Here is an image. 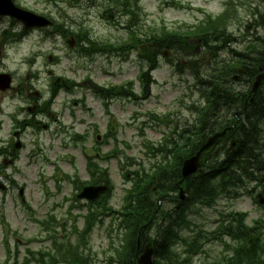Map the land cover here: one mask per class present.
Here are the masks:
<instances>
[{
	"label": "rangeland",
	"instance_id": "rangeland-1",
	"mask_svg": "<svg viewBox=\"0 0 264 264\" xmlns=\"http://www.w3.org/2000/svg\"><path fill=\"white\" fill-rule=\"evenodd\" d=\"M176 1L180 5L174 8L171 6L172 0H140V27L146 35L163 27L173 30L185 25L192 28L204 19L206 13L221 15L229 2ZM15 2L27 11L51 17L50 20L70 33L87 34L97 44L107 46L108 52H94L91 56L81 54L77 44L74 48L68 47L71 35L65 38L54 30H47L50 32L48 35L45 31L31 32L18 37L17 42L16 36L23 31L22 26L9 19L0 20V73H9L14 78V90L0 92V148L7 147L9 131L14 127L10 115H18L17 107L25 111L21 121L30 118L35 111H45L36 118L41 123L39 132L33 129L22 132V141L27 146L26 150L19 151V161L15 164L8 161L9 165L3 167V160H0L1 183L6 185L12 180L17 185H25L27 199L23 204L18 189H9L6 194L0 191V264H4L8 257L7 244L14 252L16 249L19 251L21 261L28 250H51L50 241L42 233L39 222L46 221L52 214L61 222L62 227L56 226L58 232L54 234V238L58 237L60 242L72 238L74 225L77 224L79 230L83 228L82 219L77 218L84 211L71 210L74 204V186L71 184L73 181H91L86 151L99 154L100 158L95 159V164L99 170L102 169V177H106L113 187L107 197L108 202L114 211L121 210L125 191L133 186L132 174L150 173L152 166L160 160L149 157L144 143L158 145L168 130L150 115L163 119L173 114L169 119L183 125L186 121L194 120V116L185 111L186 107L199 101L192 77L194 68L189 59L172 51L167 57L163 54L159 56L158 69L150 75V94L142 100L139 78L142 71L148 68L141 57L143 52L140 48L119 50L128 41L126 18L118 15L105 18L101 7H90L85 0H80V6H73L69 0ZM236 3L238 6L230 22L229 35L233 41L232 47L241 49L245 45H239L237 39L246 37L245 28L248 24H254L250 9L258 7L260 12H264V0H236ZM241 3L244 5L240 6ZM254 27L250 26V29L257 31L256 38H263L264 30ZM83 45L88 46L86 43ZM201 51L202 48H196L194 52ZM218 56L229 59L226 50ZM206 57L210 59V55ZM176 67L182 73H177ZM56 80L70 84L67 90L59 92L56 99L50 100L51 88ZM71 83L78 86L74 87ZM94 84L104 89L125 86L131 90L129 94H135L141 100L115 99L107 107L95 95ZM243 87V84L235 86L238 89ZM17 91H22L18 97L15 94ZM30 98L32 101L28 105L25 101ZM29 109H32L31 113ZM44 126L47 128L43 129ZM75 136H80L82 140L76 142ZM97 136L102 138L99 144ZM115 148L118 153H114ZM31 153H36L34 161L29 159ZM107 155H111L110 158H106ZM59 184L61 191L57 186ZM174 206L171 200L162 204L164 212L172 210ZM215 207H193L188 221L211 233L216 228L218 214L230 208L237 214H246L247 225L262 234L264 242V222L256 226L259 221H264V211L257 207L251 197L244 195L234 204L222 198ZM110 229L111 219L106 218L104 225H98L90 234L88 242L96 264H104L110 256L107 251L111 243L118 245L121 241L119 232ZM183 235L187 238L192 236L188 230ZM178 251H182L180 246ZM204 251L206 254L199 255L194 264L217 262L227 255L219 243L206 244ZM14 258L15 253L12 264Z\"/></svg>",
	"mask_w": 264,
	"mask_h": 264
},
{
	"label": "trees",
	"instance_id": "trees-1",
	"mask_svg": "<svg viewBox=\"0 0 264 264\" xmlns=\"http://www.w3.org/2000/svg\"><path fill=\"white\" fill-rule=\"evenodd\" d=\"M87 1L93 6L101 4L107 14H115L128 20L126 30L129 32V40L125 44L126 47L120 46L119 50L124 51L128 47L140 48L143 52L142 57L146 59L148 67H150L149 72L156 66L157 58L164 50L176 52L189 59L191 67L195 70L196 80L200 85L199 90L207 100L206 106L208 108L206 110L216 112L219 108L218 104L209 98L210 93L208 91L214 92L233 87L231 77L239 67L235 60L242 61L247 57H252L256 75H258L257 67L264 63V54L260 51L261 49L258 50L260 42L264 47V38L253 40L246 47L247 55L227 49V44H231L227 27L228 22L233 17L228 11L218 16L206 14L204 19L193 25L192 28L185 25L173 30L163 27L152 30L150 35H146L143 28L140 27L142 18L140 0ZM171 6H178L177 1L172 0ZM253 19L256 22V27L264 29V13L260 12L258 8L253 13ZM249 27L250 25L246 31L249 30ZM80 41L87 42L93 49L96 47L97 50H106V47L91 42L87 35L84 39L80 38ZM196 47L202 48L201 55L192 54ZM225 49L230 51L232 56L234 54L236 59L233 58L230 62L221 61L218 54ZM82 50L88 51L85 48ZM206 55H210V59ZM202 60H206L207 63ZM252 78V74L248 73L241 82L251 83ZM262 87H264V82ZM110 94L111 92L107 93V95ZM236 112L241 121L238 124L246 123V127L239 134L232 132L236 136L237 146L228 157L230 160H216L209 170H206L203 165L200 173L189 177L187 183L183 185H181L182 177L180 174L183 158L180 157L188 156L191 153V148H198L200 142L207 139L211 133L221 130L219 125L222 122L214 120V123H204L201 119L192 127L186 126L181 131L179 140H169L166 144L152 149L153 154L160 156L162 162L158 163L150 174L147 172L136 174L134 189L127 193L123 209L117 219L120 220L119 228L125 231L123 244L114 249L115 255H112L106 264H137L139 254L137 241L139 239L143 246L151 244L154 248L155 264H189L190 256L198 252V243L204 240L202 232L194 228V236L187 239L182 236L183 230H191V224L187 220L190 208L197 204L212 205L214 199L221 192L224 193L232 186H242V174L240 172H245L247 178L253 179L254 174L249 170L251 168L258 169L263 160L264 144L261 143L260 128L264 126V94L255 97L253 103H247V106L237 108ZM193 130L195 131L193 132ZM245 164L249 166L244 168ZM179 186L187 187V192L190 194L189 206L182 208L181 212L176 209L171 212H164L161 203L176 192ZM163 219H165L164 223L162 222ZM97 223V214L88 217L84 233H77L80 244L57 247L50 263L47 259L50 255L42 256V258L32 255L29 260H36L38 264H93L91 255L82 250L81 246L86 247L88 242H84V238L86 235H90ZM228 228L231 236L235 238L238 236L237 238L241 237L246 240L245 248L241 252L239 251L238 256L231 259L228 264H264V247L262 246L264 242L259 237H253L252 232L254 231L245 224L244 218L236 221V224L231 221ZM181 243L186 246L185 256L188 255L187 257L182 258V254L178 253V246Z\"/></svg>",
	"mask_w": 264,
	"mask_h": 264
},
{
	"label": "bare ground",
	"instance_id": "bare-ground-1",
	"mask_svg": "<svg viewBox=\"0 0 264 264\" xmlns=\"http://www.w3.org/2000/svg\"><path fill=\"white\" fill-rule=\"evenodd\" d=\"M243 69L247 73H251L253 77H256V73L253 69V63L247 65ZM256 70L257 74L263 73L264 63L258 66ZM250 84L251 83L246 84L245 87L241 89L229 87L227 89H221L218 91L211 92L209 98L211 99V101L216 102L219 108L216 112L213 110H205L206 103H198L194 109V117L196 121L199 122L202 119V122L204 123H214V120H219L222 122L219 125L222 130H229L234 134H239V132H241L244 127H246V123L235 124V122L240 121L239 118L233 119L238 116V113L236 112L237 108L242 106L244 107L245 105H247V103H250L255 97L264 94V87L260 86L254 92L253 88H249ZM257 175L264 179V170L259 171Z\"/></svg>",
	"mask_w": 264,
	"mask_h": 264
},
{
	"label": "water",
	"instance_id": "water-1",
	"mask_svg": "<svg viewBox=\"0 0 264 264\" xmlns=\"http://www.w3.org/2000/svg\"><path fill=\"white\" fill-rule=\"evenodd\" d=\"M0 16H10L12 18H16L21 21L26 30H31L33 28H43L50 26L51 23L45 20L44 18L35 16L31 13L24 12L18 8H16L11 0H0ZM240 73H243L241 71ZM264 76L261 75L258 77L256 83L253 86L254 92L260 87L261 82ZM236 81L238 78L235 79ZM10 78L8 76H0V89L7 90L10 87ZM226 132L216 135L207 141L206 145L201 149V151L197 154L196 157L187 160L184 163L183 167V177L187 178L197 172L199 169V160L202 155L209 154L216 147L219 139L223 137ZM107 191V188H88L83 191L80 195V198H86L89 200H95L100 197V195ZM263 202V201H262ZM153 249L150 248L149 245L144 247L143 254L138 260V264H153Z\"/></svg>",
	"mask_w": 264,
	"mask_h": 264
},
{
	"label": "flooded vegetation",
	"instance_id": "flooded-vegetation-1",
	"mask_svg": "<svg viewBox=\"0 0 264 264\" xmlns=\"http://www.w3.org/2000/svg\"><path fill=\"white\" fill-rule=\"evenodd\" d=\"M11 156H13V154H11Z\"/></svg>",
	"mask_w": 264,
	"mask_h": 264
}]
</instances>
